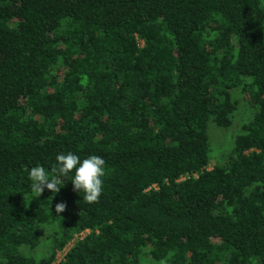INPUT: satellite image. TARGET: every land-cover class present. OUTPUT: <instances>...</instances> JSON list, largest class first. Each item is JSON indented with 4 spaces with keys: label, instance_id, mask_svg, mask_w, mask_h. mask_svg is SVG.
<instances>
[{
    "label": "trees",
    "instance_id": "trees-1",
    "mask_svg": "<svg viewBox=\"0 0 264 264\" xmlns=\"http://www.w3.org/2000/svg\"><path fill=\"white\" fill-rule=\"evenodd\" d=\"M69 152L99 203L33 195ZM0 264H264V0H0Z\"/></svg>",
    "mask_w": 264,
    "mask_h": 264
},
{
    "label": "clouds",
    "instance_id": "clouds-1",
    "mask_svg": "<svg viewBox=\"0 0 264 264\" xmlns=\"http://www.w3.org/2000/svg\"><path fill=\"white\" fill-rule=\"evenodd\" d=\"M57 165L51 169L53 175L49 176L48 171L43 166H34L29 171L31 180V190L35 197H41L45 189L52 193H59V185L63 178L68 177L69 173H74L71 178L73 191L83 193V202L88 204L99 203L103 194L105 176V160L99 155H89L81 158L69 152L59 153L56 156ZM67 209L66 202H59L55 205V213L60 215Z\"/></svg>",
    "mask_w": 264,
    "mask_h": 264
},
{
    "label": "rangeland",
    "instance_id": "rangeland-1",
    "mask_svg": "<svg viewBox=\"0 0 264 264\" xmlns=\"http://www.w3.org/2000/svg\"><path fill=\"white\" fill-rule=\"evenodd\" d=\"M238 105L233 113L232 124L228 128L218 127L210 122L207 127V135L210 144V164L208 168L218 164L223 155L233 146L235 135L240 131L241 125L248 121L252 115V108L247 99L240 93H236ZM87 233L84 231L82 235ZM62 257V253L58 252L57 259Z\"/></svg>",
    "mask_w": 264,
    "mask_h": 264
}]
</instances>
